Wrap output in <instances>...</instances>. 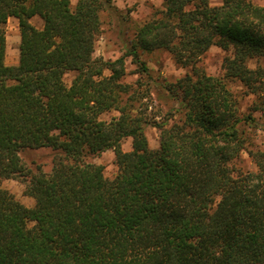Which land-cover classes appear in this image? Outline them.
<instances>
[{"label":"trees","instance_id":"1","mask_svg":"<svg viewBox=\"0 0 264 264\" xmlns=\"http://www.w3.org/2000/svg\"><path fill=\"white\" fill-rule=\"evenodd\" d=\"M111 0H0V179H17L29 207L0 184V264H264V149L255 170L235 174L246 149L228 81L239 80L264 111V5L252 0H162L125 53L95 57L100 12ZM18 20V64L8 66L6 24ZM39 17L37 27L32 18ZM217 46L225 74L197 66ZM168 51L191 73L167 81L178 118L153 122L146 96L125 82L126 57L148 72L141 52ZM74 72L70 84L64 75ZM108 71V73H106ZM118 116L103 120V113ZM173 115V114H172ZM131 138V149L122 140ZM51 147V171L28 167L19 152ZM113 149V178L91 155Z\"/></svg>","mask_w":264,"mask_h":264},{"label":"rangeland","instance_id":"2","mask_svg":"<svg viewBox=\"0 0 264 264\" xmlns=\"http://www.w3.org/2000/svg\"><path fill=\"white\" fill-rule=\"evenodd\" d=\"M77 1L71 0V6L75 7ZM252 1L264 5V0ZM221 2L222 0H211L213 5H218ZM161 3L162 0H111L110 7H105L100 12L101 26L93 55L103 59H116L122 56L133 40L137 28L152 17L155 10L161 7ZM32 22L40 28L43 25L39 17L32 18ZM6 37L5 63L8 66H13L18 64L20 46V30L18 20L15 17H10L7 21ZM229 55L230 52L212 46L200 58L197 66L207 74L223 76L225 74V59ZM141 59L146 63L148 72H138L139 67L128 56L126 57L127 74L124 81L133 84L134 87L146 94L145 97L136 102V105L146 112L149 123L145 127V133L149 146L156 148L159 145L160 130L153 122L171 121L172 117L176 119L179 116L176 110L177 103L168 96L164 84L167 81H174L186 73H191V69L178 65L172 55L164 49H157L152 52L143 51L141 52ZM257 64L264 66V58L249 62L251 68H255ZM74 76L75 73L72 71L66 73L64 75L65 82L70 84ZM228 85L238 100L240 115L244 117L252 113L255 118V121L252 122L243 120L240 125L247 141L246 149L241 151L232 162V169L235 174H238L242 171L256 169L249 150L264 149V111L253 110L257 97L248 93L239 80L231 79L228 81ZM116 116H118V112L111 110L103 113L101 118L110 120ZM122 149L125 151L131 149L130 137H125L122 140ZM57 153L51 147L26 148L19 152L20 157L28 167L36 170L39 166L45 172L51 171ZM87 161L101 164L104 168V174L108 178H113L118 171L113 149H108L99 155H91ZM0 184L26 206L34 205V198L24 193V184L19 180L13 178L0 179Z\"/></svg>","mask_w":264,"mask_h":264},{"label":"crops","instance_id":"3","mask_svg":"<svg viewBox=\"0 0 264 264\" xmlns=\"http://www.w3.org/2000/svg\"><path fill=\"white\" fill-rule=\"evenodd\" d=\"M162 4V3H161ZM210 4H211V0H210ZM211 5H213V4H211Z\"/></svg>","mask_w":264,"mask_h":264}]
</instances>
